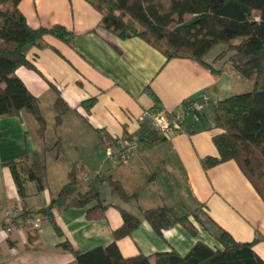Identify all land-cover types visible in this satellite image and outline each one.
I'll return each instance as SVG.
<instances>
[{
  "label": "crops",
  "instance_id": "obj_1",
  "mask_svg": "<svg viewBox=\"0 0 264 264\" xmlns=\"http://www.w3.org/2000/svg\"><path fill=\"white\" fill-rule=\"evenodd\" d=\"M19 9L29 25L62 24L74 37L65 42L46 36L41 48L33 47L27 54L38 72L25 66L16 70L37 96L46 129L43 137L38 136L34 117L25 111L0 116V227L8 222L4 215L8 206L34 210L51 202L73 165L81 189L99 172L119 179L128 191L136 188L137 197L123 201L111 196L104 183L101 191L109 205L103 217L88 219V207L51 209L35 233L13 230L0 245V264H75L73 253L61 243L67 240L80 251L107 246L113 230L122 224L120 208L140 218L129 235L116 241L121 255L143 254L152 264L157 253L174 250L183 255L197 241L212 248L221 245L200 226L196 235L180 224L159 235L141 209L167 204L183 213L199 207L237 241L264 235V203L238 165L228 160L205 170L201 164L206 155H217L211 103L246 91L252 81L248 85L228 62L215 60L219 51L204 56L212 70L192 59L166 60L139 37L118 38L98 25L101 13L85 0H20ZM53 87L70 107L57 125ZM194 103L202 107L196 109ZM152 107L178 118L179 127L153 146L141 144L127 163L107 159L108 142L115 149L116 140L139 135L140 115ZM57 139L58 148L43 150ZM33 151L43 156L47 183L36 193L35 183L27 182L22 199L4 162ZM54 222L62 236L56 234ZM253 249L264 260V241Z\"/></svg>",
  "mask_w": 264,
  "mask_h": 264
},
{
  "label": "trees",
  "instance_id": "obj_2",
  "mask_svg": "<svg viewBox=\"0 0 264 264\" xmlns=\"http://www.w3.org/2000/svg\"><path fill=\"white\" fill-rule=\"evenodd\" d=\"M85 1L101 13L99 26L121 39L134 36L143 39L161 51L166 60L192 59L212 69L204 56L217 44L226 46L215 60L230 51L226 61L241 76L252 79L253 86L251 90L211 103L212 124L217 129L212 142L217 155H206L201 164L207 170L233 160L264 203V0ZM19 2L0 0V116L19 115L25 111L34 117L37 133L43 137L46 122L39 100L16 70L25 66L38 72L27 56L28 51L33 47L41 48L46 36L70 42L74 33L58 23L29 25L19 9ZM53 89L56 92L53 107L57 125L70 107L60 92ZM150 93L157 99L152 91ZM92 102L90 99L89 105ZM161 136L150 126L149 120L140 121L137 137L141 144L153 146ZM58 145L57 139L51 146H44L43 150L58 148ZM4 165L10 169L22 199L27 196V182L35 183L36 193L46 187V163L38 151L25 153L18 159L4 162ZM78 173L77 166L73 165L51 202L34 210L19 205L21 209L16 218L33 214L42 218L51 209L63 211L71 207H88V219L101 218L109 205L104 202L101 191L104 183H107L111 196L123 201L137 197L136 188L128 191L119 179L99 172L90 176L81 189ZM140 211L159 235L175 224L196 235L200 226L221 245L220 248H212L197 241L183 255L174 250L157 253L154 264H264L253 249L254 244L264 241V235L256 233L251 241H237L199 207L179 213L174 207L162 204ZM120 213L122 224L113 230V240L107 246L80 251L73 249L67 240L60 246L73 253L75 264H152L143 254L121 255L116 241L129 235L140 223V218L122 208ZM16 218L3 226L16 224ZM53 226L56 234L62 236V229L55 222Z\"/></svg>",
  "mask_w": 264,
  "mask_h": 264
},
{
  "label": "built area",
  "instance_id": "obj_3",
  "mask_svg": "<svg viewBox=\"0 0 264 264\" xmlns=\"http://www.w3.org/2000/svg\"><path fill=\"white\" fill-rule=\"evenodd\" d=\"M196 109L202 107L201 103L192 105ZM140 119L149 120L150 126L161 135L170 134L175 128L179 127L178 118H170L162 109L145 110L140 115ZM111 143L108 142L106 149V157L112 161L127 163L136 150L141 146L138 137L118 139L115 144V149H112ZM19 205L8 206L4 210V215L8 221L15 219L20 213ZM16 224H7L0 227V245L11 236L15 228L27 233H35L41 226L42 218L39 215H28L18 217Z\"/></svg>",
  "mask_w": 264,
  "mask_h": 264
},
{
  "label": "rangeland",
  "instance_id": "obj_4",
  "mask_svg": "<svg viewBox=\"0 0 264 264\" xmlns=\"http://www.w3.org/2000/svg\"><path fill=\"white\" fill-rule=\"evenodd\" d=\"M225 48V46H224V44H217L216 46H214L208 53H209V55H211V54H213V53H216V52H220V48ZM229 54H230V51H228V52H225V54L221 57L223 60H225V62H228V61H226V59H227V57L229 56ZM220 59V58H219ZM229 63V62H228ZM231 66V65H230ZM232 67V66H231ZM238 73V72H237ZM239 74V73H238ZM240 75V74H239ZM240 77H242L244 80H246L247 81V83H248V85H250V83H249V81L251 82L252 81V79H250V78H245V77H243V76H241L240 75ZM252 84H251V86L250 87H247V89L246 90H251L252 89V86H253V81L251 82ZM43 111H44V114H46V116L48 117V120L50 121L51 120V118L49 117V110H48V108H47V105H45L44 103H43ZM50 118V119H49ZM37 129L38 128H36V132H37ZM37 135H38V133H37ZM39 136V135H38ZM52 163V162H51ZM50 166H51V164H50Z\"/></svg>",
  "mask_w": 264,
  "mask_h": 264
}]
</instances>
